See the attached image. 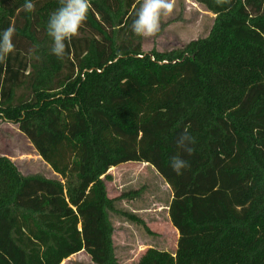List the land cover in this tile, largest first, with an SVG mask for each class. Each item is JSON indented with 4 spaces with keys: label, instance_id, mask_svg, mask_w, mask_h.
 Returning <instances> with one entry per match:
<instances>
[{
    "label": "trees",
    "instance_id": "trees-1",
    "mask_svg": "<svg viewBox=\"0 0 264 264\" xmlns=\"http://www.w3.org/2000/svg\"><path fill=\"white\" fill-rule=\"evenodd\" d=\"M194 1L215 15L210 33L145 52L131 28L143 0H90L58 59L47 25L59 0H32L31 13L25 0H0V33L15 28L0 63V118L59 176L25 175L0 155V264H61L82 251L121 264L119 197L107 182L128 162L171 187L179 232L174 252L150 247L135 264H264V0ZM185 130L190 156L176 143ZM177 155L189 165L181 175Z\"/></svg>",
    "mask_w": 264,
    "mask_h": 264
},
{
    "label": "rangeland",
    "instance_id": "rangeland-1",
    "mask_svg": "<svg viewBox=\"0 0 264 264\" xmlns=\"http://www.w3.org/2000/svg\"><path fill=\"white\" fill-rule=\"evenodd\" d=\"M173 11L168 16L161 18L160 31L152 37H144L143 50L169 51L181 48L189 41L200 37H206L213 26L215 15L203 5L194 0H172ZM0 155L9 157L25 174H41L49 178H59L51 167L42 159L37 150L18 128L16 124L0 118ZM150 170H154L153 172ZM113 172L114 178L107 182L110 196H118L130 188L144 190V195L150 198L156 196L163 201H169L172 192L166 181L159 175L154 167L141 162H128L121 164ZM162 217V216H161ZM115 225L114 245L117 258L121 264H135L140 258V250L125 243L122 233L123 221L118 216L112 218ZM121 222V223H120ZM160 223L153 225L159 233L148 236L144 229L130 223L135 228L138 236L149 238L154 246L176 250V230L167 219H160ZM132 230V228H131ZM137 243V235L133 233ZM140 254V255H139ZM61 264H95L85 252H79L64 260Z\"/></svg>",
    "mask_w": 264,
    "mask_h": 264
},
{
    "label": "clouds",
    "instance_id": "clouds-1",
    "mask_svg": "<svg viewBox=\"0 0 264 264\" xmlns=\"http://www.w3.org/2000/svg\"><path fill=\"white\" fill-rule=\"evenodd\" d=\"M215 3L223 6L229 3V0H215ZM59 4L60 6L49 16L47 32L53 40L52 53L58 59H63L66 55V42L80 35V29L87 20L91 4L90 0H59ZM21 7L28 13L35 11L32 0H25ZM172 11V0H143L131 25L133 33L140 37L155 36L160 31L161 18L170 15ZM14 35L13 26L0 33V63L5 62L7 56L14 51L12 39ZM176 143L178 149L189 156L195 151L192 146L195 144V138L187 130L180 135ZM170 166L177 175H181L182 170L189 165L177 155L171 158Z\"/></svg>",
    "mask_w": 264,
    "mask_h": 264
},
{
    "label": "crops",
    "instance_id": "crops-1",
    "mask_svg": "<svg viewBox=\"0 0 264 264\" xmlns=\"http://www.w3.org/2000/svg\"><path fill=\"white\" fill-rule=\"evenodd\" d=\"M123 164H125V163H123ZM144 164L147 165L146 163H144ZM118 166L110 169V174L112 175L113 178H114V175H113L112 171L117 169ZM150 171L153 172L154 170H150ZM155 173L157 176H159L158 172H155ZM168 187L170 188V191L172 192L171 187L169 185H168ZM130 190H137V189L130 188ZM130 190H125L121 194H119L118 196L112 197V196H110L109 193H108V195L110 198L119 197L116 205L120 211V213L118 214V217L120 218V220L123 221L122 222L123 225H125L124 227H122V233L124 236L125 243H128L127 245H132L137 249L142 248V250H140V254L142 255L148 248L156 247V246H154L153 241H151L149 238L138 236V233L136 232L135 228H133V226L130 225V223L135 224V225H138V224L134 223L133 221H131L129 219L130 214H134V215H137L140 218H142L146 222L147 226L150 228L151 231L145 230V228H143V226H141V225H139V226H141L144 229V231L147 233V235L149 237L155 236L159 232L153 228V225H155L156 223H160L159 222L160 219L165 218L172 225V222H171L170 216H169V203L172 199V196L169 199V201L168 200L163 201L160 198H158L157 196L155 198H150L149 196H145L143 194L144 190L141 191V194L129 195L128 192ZM123 194H125V195H123ZM172 227L176 230L175 232H176V237H177V241H178L179 232L173 225H172ZM131 228H132V230H131ZM133 233H135L137 235L136 238H138V239L136 240L137 243L131 244V241L135 242V238L132 237ZM141 255H140V257H141Z\"/></svg>",
    "mask_w": 264,
    "mask_h": 264
}]
</instances>
